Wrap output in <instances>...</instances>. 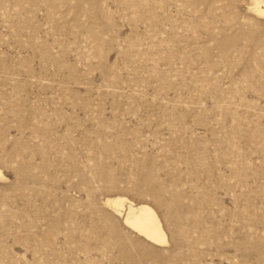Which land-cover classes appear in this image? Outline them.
<instances>
[{
  "label": "rangeland",
  "instance_id": "1",
  "mask_svg": "<svg viewBox=\"0 0 264 264\" xmlns=\"http://www.w3.org/2000/svg\"><path fill=\"white\" fill-rule=\"evenodd\" d=\"M252 7L0 0V264H264ZM115 197L151 206L168 243Z\"/></svg>",
  "mask_w": 264,
  "mask_h": 264
},
{
  "label": "bare ground",
  "instance_id": "2",
  "mask_svg": "<svg viewBox=\"0 0 264 264\" xmlns=\"http://www.w3.org/2000/svg\"><path fill=\"white\" fill-rule=\"evenodd\" d=\"M253 11L264 17V0H252ZM3 177L0 170V178ZM106 204L113 207L123 224L143 237L145 240L155 245H165L168 243L167 234L163 228L155 210L148 204H135L123 197L106 199Z\"/></svg>",
  "mask_w": 264,
  "mask_h": 264
}]
</instances>
